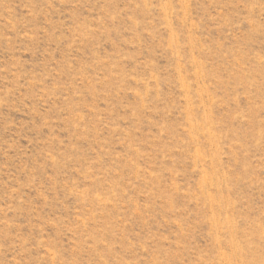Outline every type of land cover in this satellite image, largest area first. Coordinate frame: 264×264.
<instances>
[{
	"label": "rangeland",
	"instance_id": "rangeland-1",
	"mask_svg": "<svg viewBox=\"0 0 264 264\" xmlns=\"http://www.w3.org/2000/svg\"><path fill=\"white\" fill-rule=\"evenodd\" d=\"M0 264H264V0H0Z\"/></svg>",
	"mask_w": 264,
	"mask_h": 264
}]
</instances>
